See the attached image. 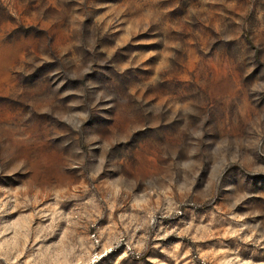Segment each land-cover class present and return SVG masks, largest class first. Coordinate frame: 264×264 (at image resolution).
Masks as SVG:
<instances>
[{"label": "rangeland", "instance_id": "374dc122", "mask_svg": "<svg viewBox=\"0 0 264 264\" xmlns=\"http://www.w3.org/2000/svg\"><path fill=\"white\" fill-rule=\"evenodd\" d=\"M0 264H264V0H0Z\"/></svg>", "mask_w": 264, "mask_h": 264}]
</instances>
